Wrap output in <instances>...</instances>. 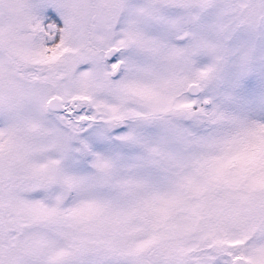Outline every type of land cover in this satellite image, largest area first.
<instances>
[{
    "label": "snow or ice",
    "instance_id": "6c2138e0",
    "mask_svg": "<svg viewBox=\"0 0 264 264\" xmlns=\"http://www.w3.org/2000/svg\"><path fill=\"white\" fill-rule=\"evenodd\" d=\"M0 264H264V0H0Z\"/></svg>",
    "mask_w": 264,
    "mask_h": 264
}]
</instances>
